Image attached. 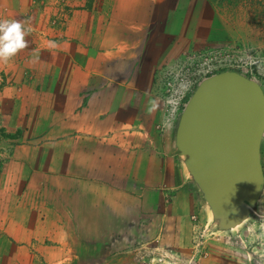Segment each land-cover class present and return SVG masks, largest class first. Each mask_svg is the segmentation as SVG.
<instances>
[{
    "label": "crops",
    "instance_id": "obj_1",
    "mask_svg": "<svg viewBox=\"0 0 264 264\" xmlns=\"http://www.w3.org/2000/svg\"><path fill=\"white\" fill-rule=\"evenodd\" d=\"M67 3L62 26L47 0H0V19L32 30L1 64L11 73L0 88V264L104 262L108 243L129 233L178 237L174 209L196 201L174 133L157 131L153 87L158 66L204 43L197 4Z\"/></svg>",
    "mask_w": 264,
    "mask_h": 264
},
{
    "label": "water",
    "instance_id": "obj_2",
    "mask_svg": "<svg viewBox=\"0 0 264 264\" xmlns=\"http://www.w3.org/2000/svg\"><path fill=\"white\" fill-rule=\"evenodd\" d=\"M263 134L264 88L236 70L201 80L179 115L174 145L217 231L257 215Z\"/></svg>",
    "mask_w": 264,
    "mask_h": 264
},
{
    "label": "rangeland",
    "instance_id": "obj_3",
    "mask_svg": "<svg viewBox=\"0 0 264 264\" xmlns=\"http://www.w3.org/2000/svg\"><path fill=\"white\" fill-rule=\"evenodd\" d=\"M47 4L51 7L47 9L54 15L56 23L62 20L60 25H67L66 19L74 7L67 5V0H47ZM196 4L198 13L191 17L194 21L204 23L205 32L204 43L195 47L218 46L224 50H233L236 55L248 49L264 54V0H185V6L190 11H193ZM9 62H15V58ZM1 64L4 63H0V88L8 84L6 75L9 73ZM174 129H171L173 133ZM0 135V142L3 143L2 132ZM190 184L194 186L192 180ZM168 199L172 201L174 196ZM186 214L188 223L182 219ZM174 215L170 226L177 230L178 237L173 235V238L163 241L156 238L146 243L144 239L147 236L142 237L145 228L141 229L140 239L136 232L135 240L132 233L126 231L129 235H125L123 240L108 243L104 250V262L92 264H264V208H257V215H252L231 231H217L211 212L197 191L191 209L190 206L184 211L174 209ZM105 220H108V216L104 217V224ZM162 222L164 224L158 216L154 223L157 233L167 232ZM130 226L124 225L125 228Z\"/></svg>",
    "mask_w": 264,
    "mask_h": 264
},
{
    "label": "built area",
    "instance_id": "obj_4",
    "mask_svg": "<svg viewBox=\"0 0 264 264\" xmlns=\"http://www.w3.org/2000/svg\"><path fill=\"white\" fill-rule=\"evenodd\" d=\"M222 70H236L264 83V54L261 51L233 50L218 46L185 51L154 72V98L159 104L157 131L165 133L176 126L188 96L204 78ZM264 140V138H263Z\"/></svg>",
    "mask_w": 264,
    "mask_h": 264
},
{
    "label": "clouds",
    "instance_id": "obj_5",
    "mask_svg": "<svg viewBox=\"0 0 264 264\" xmlns=\"http://www.w3.org/2000/svg\"><path fill=\"white\" fill-rule=\"evenodd\" d=\"M31 31H32L31 28H25L24 24L17 19H11V20L0 19V63L9 62L13 57H15L18 54V52L28 47V41L25 39V37ZM256 81L259 82L258 80ZM259 83L264 88V83L263 82L262 83L259 82ZM263 138H264V134H263ZM262 146H264L263 139H262Z\"/></svg>",
    "mask_w": 264,
    "mask_h": 264
}]
</instances>
